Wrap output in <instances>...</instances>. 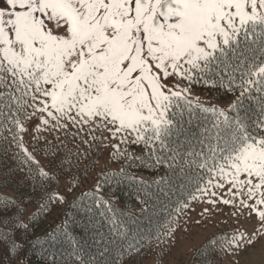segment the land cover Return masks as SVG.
<instances>
[{"label":"snow or ice","instance_id":"obj_1","mask_svg":"<svg viewBox=\"0 0 264 264\" xmlns=\"http://www.w3.org/2000/svg\"><path fill=\"white\" fill-rule=\"evenodd\" d=\"M193 85L237 94L225 108L205 106ZM194 109L213 119L189 137ZM105 152L120 167L101 169L93 191L127 180L147 204L148 181L129 169L163 168L151 182L155 197L176 196L178 215L196 200L211 206L202 216L230 209L236 227L208 238L205 264H240L257 244L264 252V0H0V175L7 183L26 169L39 195L27 218L23 197L0 196L4 264L27 259L16 233L23 237L40 213L78 199L53 193L52 182L70 177L71 195L80 183L73 169L90 154L99 165ZM111 224L113 247L98 258L86 259L67 233L72 249L64 258L138 264L145 238L125 247L127 229ZM48 264H57L54 255Z\"/></svg>","mask_w":264,"mask_h":264},{"label":"trees","instance_id":"obj_2","mask_svg":"<svg viewBox=\"0 0 264 264\" xmlns=\"http://www.w3.org/2000/svg\"><path fill=\"white\" fill-rule=\"evenodd\" d=\"M193 89L197 90L200 101L205 106L216 105L220 108L227 107L237 94L234 92L225 94L222 90L210 91L197 85H193ZM205 118L208 120L213 119L211 114L194 109L192 123L185 125L189 137L196 134L203 127ZM181 140H183V137H181ZM69 146L74 148V145ZM34 155L42 165L47 167L50 161L42 152L37 151ZM102 155L99 157L100 160ZM9 166L15 167V165ZM119 167V162L111 161L108 157L104 168L119 170ZM101 169L103 168H99V165L94 166L93 155L90 154L83 159L79 169H73V173L78 177L80 183L71 195H67L70 177H59V185L52 182L50 191L53 193L65 194L68 201H72L73 197L78 199L75 200L74 205L70 203L59 204L45 213H40L38 219L30 225L29 232L23 237L20 233H16V238L22 246L20 255L27 254L25 264H48L53 255L57 264H71V260L64 258L68 256L72 249L65 233L78 242L81 254L86 259L89 257L98 258L99 252L104 247H113L108 244L113 236L110 231L112 220H116L127 229V239L123 240L125 247L129 241L135 242V240H141V237L145 238L141 241L144 243V255L142 259L138 260V264H145L147 259L153 258V255L155 256L153 264H161L157 259L162 252L159 249L163 248L165 250L164 246L167 243L176 246L177 241L173 240L174 235L166 238L164 234L170 227L176 228V231L180 229L181 220H185L187 208L183 209L178 215L179 205L176 203V196H172L170 200L164 199L163 196L158 199L155 197L159 189L151 182L158 175H162L165 170L163 168L159 170L138 169L135 166L129 169L130 172L143 177L149 183L146 191L152 193L153 198L149 199L147 204H142L141 201L145 199V193L140 191V186L135 182L125 180L119 185L114 181L103 182L100 190L93 191ZM25 172H13L12 176L8 177L7 183L0 175V196L7 195L13 199L23 197L20 202L22 207L27 209L25 213V218H27L28 215L37 211L39 195L31 192L30 180L26 178ZM82 193H91V195L81 196ZM29 198H34L32 203H28ZM98 198L109 201V204L97 203ZM161 200L163 203H160ZM181 200H183V197H181ZM190 204H192V201H190ZM29 211H31L30 214ZM2 226V223H0V227ZM54 229H57V231H53ZM224 234L227 233L220 232L215 235L222 236ZM157 236H159V240L156 239ZM37 237L40 239L37 240ZM134 237L135 240H133ZM206 242L195 250L194 264H205V255L202 254L201 250ZM153 248L156 250L153 251ZM114 254L113 251L112 255ZM7 259L6 255H0V264H4ZM105 259H107V256Z\"/></svg>","mask_w":264,"mask_h":264},{"label":"rangeland","instance_id":"obj_3","mask_svg":"<svg viewBox=\"0 0 264 264\" xmlns=\"http://www.w3.org/2000/svg\"><path fill=\"white\" fill-rule=\"evenodd\" d=\"M192 95L198 96L196 89H193ZM106 161L108 156L105 152L100 160L99 168L104 169ZM205 208L211 209V206L201 200L192 201L186 209L185 220H181L180 229L174 234L173 240L177 241L176 246L167 243L164 246L165 250L159 247L162 252L157 259L161 264H194L195 250L200 248L209 237L220 232L230 234L236 227L235 221L229 216V208L221 206L220 210L213 211L212 215L205 213L202 216L201 213ZM154 261L153 255V258L147 259L145 264H153ZM240 264H264V252L261 251V245L257 244L252 254H243Z\"/></svg>","mask_w":264,"mask_h":264}]
</instances>
